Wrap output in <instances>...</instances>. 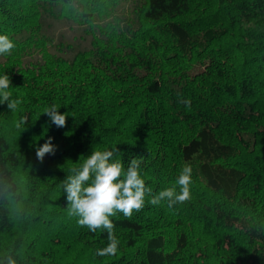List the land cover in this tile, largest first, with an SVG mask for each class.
<instances>
[{
    "label": "trees",
    "instance_id": "obj_1",
    "mask_svg": "<svg viewBox=\"0 0 264 264\" xmlns=\"http://www.w3.org/2000/svg\"><path fill=\"white\" fill-rule=\"evenodd\" d=\"M47 16L86 25L89 47L58 53ZM0 34L21 100L0 105V264H264V0H0ZM114 147L125 168L143 157L153 193L186 165L192 183L172 208L110 217L118 252L101 257L107 231L68 215L63 181Z\"/></svg>",
    "mask_w": 264,
    "mask_h": 264
},
{
    "label": "clouds",
    "instance_id": "obj_2",
    "mask_svg": "<svg viewBox=\"0 0 264 264\" xmlns=\"http://www.w3.org/2000/svg\"><path fill=\"white\" fill-rule=\"evenodd\" d=\"M14 48L15 44L9 36L0 34V55H10ZM11 87L10 76L7 74L0 76V105L6 103L7 108L15 112L21 100L12 98ZM181 103L188 108L191 107L190 100H181ZM58 109L53 104L45 107L42 114L47 115L57 128H64L67 126V118L75 116L69 112L60 113ZM27 123L28 117L23 116L16 127ZM56 150L53 138L49 137L42 146L36 148V157L43 162L46 155H55ZM118 153L117 147L110 150L93 149L82 164L71 169L72 174L67 175L63 181L68 215L77 217L78 225L87 227L92 232L97 229L107 231L108 244L97 249L96 253L101 257L114 256L118 252L119 241L114 235L115 225L110 217L122 213L126 219H131L134 212L143 210L146 198L147 203L153 206L167 202L169 208L190 199L192 183L190 165L182 168L173 186L153 193V189L146 185L141 175L143 157H132L125 168L122 159L117 158Z\"/></svg>",
    "mask_w": 264,
    "mask_h": 264
},
{
    "label": "rangeland",
    "instance_id": "obj_3",
    "mask_svg": "<svg viewBox=\"0 0 264 264\" xmlns=\"http://www.w3.org/2000/svg\"><path fill=\"white\" fill-rule=\"evenodd\" d=\"M126 7L127 4L125 3V5L120 8V11L126 10ZM43 32L49 36V38H52L55 44H63L62 51L57 52L67 57H72L74 52L78 50L88 48L91 40V35L87 32L86 25H78L56 16L45 17ZM31 58L34 59L33 57Z\"/></svg>",
    "mask_w": 264,
    "mask_h": 264
}]
</instances>
